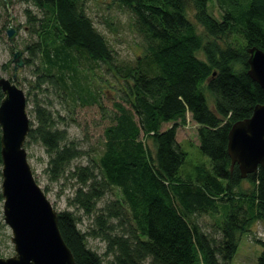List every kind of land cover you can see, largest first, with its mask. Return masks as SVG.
Instances as JSON below:
<instances>
[{"label": "trees", "instance_id": "16d2710c", "mask_svg": "<svg viewBox=\"0 0 264 264\" xmlns=\"http://www.w3.org/2000/svg\"><path fill=\"white\" fill-rule=\"evenodd\" d=\"M24 1L43 12L37 17L24 10L39 38L26 48L43 53V77H51L50 68L58 65L64 79L65 61L79 62L69 56L75 51L104 63L121 86L125 104H114L96 170L90 163L69 171L77 182L72 204L83 213H94L109 189L119 193L93 220L98 228L92 233L105 240L109 264H230L239 235L264 221V169L242 178L227 152L232 123L264 103V90L247 73L246 50L254 45L264 51V0H217L227 6L219 20L208 12L209 0H117L133 14L135 30L147 43L135 62L122 64L86 13L88 0ZM224 38L230 40L222 43ZM34 111L36 123L30 120L24 145L45 147L48 173L56 179L82 151L67 141L66 130L56 127L47 109L38 105ZM187 114L210 160L209 167L198 164L193 173L181 171L186 152L176 139ZM164 123L170 125L163 128ZM220 207L227 209L224 218L215 219V230H205L198 216L213 217ZM78 220L75 212L58 211V227L75 263L103 264L87 246L88 232ZM254 239L262 247L257 264H264V239Z\"/></svg>", "mask_w": 264, "mask_h": 264}, {"label": "rangeland", "instance_id": "374dc122", "mask_svg": "<svg viewBox=\"0 0 264 264\" xmlns=\"http://www.w3.org/2000/svg\"><path fill=\"white\" fill-rule=\"evenodd\" d=\"M8 4V7H5L0 0V77H11L14 65L13 50L15 48L22 50L23 65L17 68L16 80L26 94L29 119L33 124L36 123L34 109L41 105L52 114L56 127L66 130L67 141H73L82 151L80 156L71 161L65 173L56 179H52L48 173L49 156L45 147L39 142H31L25 147L28 162L35 179L53 207L57 211L75 212L79 218L78 227L81 231L88 232L87 246L102 257L103 264H109L111 256L105 254V240L92 233L93 227L95 231L98 228L94 226L93 220L98 209L119 193L115 188L109 189L97 200L94 213H83L81 209L72 204L77 182L70 176L69 171L76 165L90 163L96 170L95 163L104 147L103 130L110 124L114 104L118 102L125 104L122 101L121 86L113 77L111 69L104 63L85 60L75 51L69 52V56L78 58L79 62L65 61L68 66H66L67 69L64 68L67 73L63 76L64 79L59 74L58 65L50 68L51 77H43V73L46 72L45 68H47L43 53L36 47L34 51L26 48L37 43L39 38L27 20L24 10L31 9L37 17H42L43 12L31 2L24 0H11ZM222 5L223 7L219 6L217 0H209L207 10L219 20L223 9L227 7L225 3ZM85 11L92 18L97 30L106 38L116 63H133L137 57L146 52V39L135 30L133 14L117 0H88ZM196 25L198 30L202 31V27L197 23ZM8 27L14 29L12 39L7 36ZM229 40V38H224L221 42L225 43ZM25 59L29 61L26 62ZM71 64L75 68L69 67ZM86 91H90L92 95ZM169 125L170 123H164L163 128ZM176 139L181 149L186 152L185 162L181 166L182 172L193 173L194 167L198 164L210 166L208 156L203 154L199 148L197 124L189 114L186 116V122L178 126ZM145 140L151 147V139L146 137ZM226 212L227 209L222 211L220 207V214L218 212L213 217L202 214L198 216L197 222L205 230L213 231L215 229L212 224L215 219L219 218L221 221ZM10 236L11 231L4 222L2 200H0V257L14 254ZM254 238L264 239V221H257L248 232L239 235L237 250L230 264H257V257L262 247Z\"/></svg>", "mask_w": 264, "mask_h": 264}, {"label": "water", "instance_id": "95a60500", "mask_svg": "<svg viewBox=\"0 0 264 264\" xmlns=\"http://www.w3.org/2000/svg\"><path fill=\"white\" fill-rule=\"evenodd\" d=\"M6 7L8 1L3 0ZM14 29L7 28L12 39ZM247 73L264 90V51L247 47ZM13 74L0 77V157L3 219L10 228L14 254L0 257V264H76L73 253L58 227V211L38 184L24 146L30 129L27 99L16 83L17 68L23 65L22 50L12 53ZM231 167L240 175L264 169V103L252 114L232 123L227 136Z\"/></svg>", "mask_w": 264, "mask_h": 264}]
</instances>
